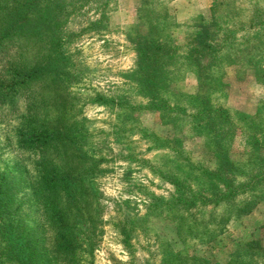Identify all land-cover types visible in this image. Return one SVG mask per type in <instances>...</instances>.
<instances>
[{
  "label": "rangeland",
  "instance_id": "1",
  "mask_svg": "<svg viewBox=\"0 0 264 264\" xmlns=\"http://www.w3.org/2000/svg\"><path fill=\"white\" fill-rule=\"evenodd\" d=\"M142 1L0 0V264L30 262L27 252L18 261L3 238L14 246L13 236L41 233L34 187L51 164L84 187L75 223L80 264L262 263L243 247L264 244V199L257 201L264 177L256 172L264 168V0L162 6L172 36L165 43L180 46L166 48L177 58L170 100L186 106L183 95L195 94L204 97L206 114L213 106L227 109L244 130L233 139L212 118L214 127L196 132L185 118L174 127L167 122L179 117L167 118L144 97L132 39ZM214 7L217 21L231 27L232 48L203 54L206 78L198 81L185 72L182 58L190 54L183 45ZM258 12L263 21L250 28ZM248 133L260 140L259 151ZM220 169L233 180L227 205ZM171 178L193 192L186 209L174 201ZM241 204H248L241 207L246 214L236 215ZM122 234H130L128 244Z\"/></svg>",
  "mask_w": 264,
  "mask_h": 264
},
{
  "label": "trees",
  "instance_id": "2",
  "mask_svg": "<svg viewBox=\"0 0 264 264\" xmlns=\"http://www.w3.org/2000/svg\"><path fill=\"white\" fill-rule=\"evenodd\" d=\"M166 2L167 0H143L140 3V7L138 5L136 10L139 19L138 26L140 27L134 32L133 38L131 37L134 39L133 43L136 47L135 68L133 72L136 81L144 97L153 100L152 106L156 111L162 113L167 118L173 117L174 115L179 117V120H174L173 122L169 120L167 122L168 124L177 127L182 123L184 124L185 118V124H191L194 128L193 131L196 132V129H205L209 125L213 126L209 122L212 118L222 134L225 137L233 139L239 132L243 133L244 130L235 123L227 109L221 106H213L209 108L208 114H206L207 107L205 106L203 96L195 94L183 95L187 102L185 106L178 102H172L166 92L167 88L171 87L172 82L173 85L175 84L174 81H171V77L176 74L174 73L176 69H173L172 66L175 64H171V62L177 59L170 57V54H174V52L168 49L174 51L180 47L176 44H171L172 46L168 48L165 43V37H172L170 29L164 24V19L165 17L167 19L168 15L165 7L162 6ZM215 11L214 7L212 10V19L204 20L201 18L199 20V23L196 25V30L191 35H188L183 45L186 54H190L182 58V61H184L183 66L187 68L185 72L193 74L194 77L198 78V81L206 78V72L201 74L203 72L202 68L207 62L203 54H208L216 50L218 53L221 49L230 50L232 48V45L229 43L231 38L230 34H232L231 27L224 23H219ZM262 14L258 12L257 17L251 18L250 28H253L254 24H260L263 21ZM169 25L171 26L170 23ZM222 26L224 27L222 28ZM227 44L230 45L224 48ZM240 118L243 121L249 118V116L240 114ZM37 133H35L36 140L44 143L45 140L40 138V135L43 134L40 132ZM251 133L245 134V138L252 141L251 144L254 148L259 147L256 150L259 151L260 140ZM42 145L45 146V143ZM249 156L250 158L253 157L252 154H249ZM230 160L229 157H226L225 162L228 161V164ZM254 161L256 164L258 163L256 159ZM230 164L232 163L230 162ZM220 167L224 168L228 166L220 162ZM243 168H246V165H243ZM256 172L257 178L264 177V168H260L258 165ZM217 175L220 178V186L225 189L221 199L227 205L229 204V199L234 195L231 184L233 181L231 179L232 175H223L221 169L218 170ZM75 177L73 174H61L57 172V167L53 164H51L49 171H43L39 176L38 183L35 187L33 185V187L35 193L39 194L36 199L41 202V209L44 215L43 225L40 230L41 233L35 234V231H33L32 239L25 238V236L24 238L13 236L14 246H11L8 240L3 238L6 248L13 247L14 250L11 251L16 254L15 256L18 257V261L24 259V255L27 252V260L32 263L27 262L26 264H80L77 255L79 244L77 242L75 223L80 214V206L84 197V187L78 183ZM169 183L174 186L173 198L177 206L186 209L192 205L193 201H195L194 195L185 182L181 179L171 178ZM256 185L258 186V184ZM257 192L259 193V199L257 198L258 200H256L264 199L262 198L264 197V191L259 189ZM244 194L248 195V193ZM152 203L154 205L159 204V200L152 198ZM242 206L243 204L236 208V215H240V213L246 214L243 208H241ZM243 207L246 209L248 204ZM5 227L7 226H2L1 228L3 235L8 232L5 230ZM123 237L125 240L124 243L128 244V240L131 237L130 234L123 235ZM33 242L36 248L24 250L25 245ZM245 249H250L249 252L255 254L257 258L260 257L258 260L261 259V264H264V244H262L261 240L247 242L243 247V250Z\"/></svg>",
  "mask_w": 264,
  "mask_h": 264
}]
</instances>
